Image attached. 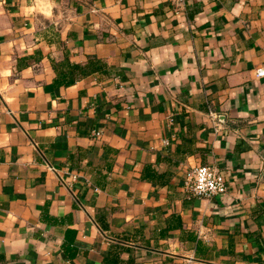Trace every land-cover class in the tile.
Returning <instances> with one entry per match:
<instances>
[{"label":"crops","instance_id":"1","mask_svg":"<svg viewBox=\"0 0 264 264\" xmlns=\"http://www.w3.org/2000/svg\"><path fill=\"white\" fill-rule=\"evenodd\" d=\"M260 67L264 0H0V264H264Z\"/></svg>","mask_w":264,"mask_h":264},{"label":"built area","instance_id":"2","mask_svg":"<svg viewBox=\"0 0 264 264\" xmlns=\"http://www.w3.org/2000/svg\"><path fill=\"white\" fill-rule=\"evenodd\" d=\"M259 75H264V68L258 69ZM97 133H100L97 131ZM187 188L196 195L212 197L227 190L228 183L218 167L207 163L193 166L186 179Z\"/></svg>","mask_w":264,"mask_h":264}]
</instances>
